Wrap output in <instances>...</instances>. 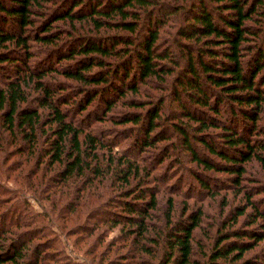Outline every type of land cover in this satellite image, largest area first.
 <instances>
[{
  "label": "trees",
  "instance_id": "obj_1",
  "mask_svg": "<svg viewBox=\"0 0 264 264\" xmlns=\"http://www.w3.org/2000/svg\"><path fill=\"white\" fill-rule=\"evenodd\" d=\"M216 190L238 199L217 219L174 198ZM261 244L264 0H0V264H264Z\"/></svg>",
  "mask_w": 264,
  "mask_h": 264
},
{
  "label": "rangeland",
  "instance_id": "obj_2",
  "mask_svg": "<svg viewBox=\"0 0 264 264\" xmlns=\"http://www.w3.org/2000/svg\"><path fill=\"white\" fill-rule=\"evenodd\" d=\"M164 166H165V164H164ZM180 173V178H183V185H182V187L184 186V187H186L187 185H189L188 183H189V178L186 176V173L184 172L183 173V171L182 170H180V171H175V174L176 173ZM249 172H252L251 170L249 171ZM224 175H221V177H223ZM7 183H8V185L9 186H12V181H7ZM193 194H195V192H193ZM225 194H227V199H229V205L225 208V211H224V213L226 212H228L229 211V209L233 206V205H235V204H238L237 203V201H238V199H236V200H234V196H233V191L231 190V191H219V190H216V195L213 197L212 196V194L210 195V193L209 194H205V195H200L199 197H197L198 198V200H197V198H196V196H195V198H196V201L194 200V199H187L185 196H174V198H175V200H176V202H177V205L180 207L183 203H186V202H189L191 205H192V207H191V209H193V210H195V208H196V206L197 205H203L202 206V208H203V211L207 214V215H209L211 218H215V219H217L218 217H219V214H218V212H219V210H222L221 209V203L223 202V200H224V196H225ZM27 195V197H29L30 195L29 194H26ZM163 201V200H162ZM29 202H30V204H31V206H32V208L35 210V211H37V212H39V213H41V212H43V208H44V210H45V207H42L41 206V204H39V202L38 201H36L34 198H32V197H30L29 198ZM196 202V203H195ZM199 203V204H198ZM193 206H194V208H193ZM177 211H178V213H180L181 212V210H180V212H179V210L177 209ZM99 215H101V214H99ZM51 217L52 218H56V215H53V214H51ZM239 220H241V219H239ZM204 221L205 222H207L208 221V218H207V220H206V218H204ZM92 223V222H91ZM90 223V224H91ZM209 224V223H208ZM207 227H208V225H207ZM239 228L240 227V221L235 225V227L234 228ZM212 234H213V232H212ZM195 235H201V232L199 231V230H197L196 231V234ZM87 242H83L82 243V245L84 246V247H87ZM82 246V247H83ZM81 247V248H82ZM264 247V244H261V245H259V246H257L256 248H254V250H251V251H249L248 253H246L247 254V256H250V255H253V254H256V253H258L260 250H262V248ZM198 257V256H197ZM99 261H98V259L96 258L94 261H93V264H97ZM100 264H101V262H100ZM102 264H118V259L117 258H114V257H111V258H107Z\"/></svg>",
  "mask_w": 264,
  "mask_h": 264
}]
</instances>
